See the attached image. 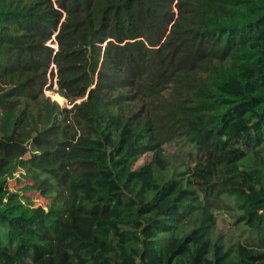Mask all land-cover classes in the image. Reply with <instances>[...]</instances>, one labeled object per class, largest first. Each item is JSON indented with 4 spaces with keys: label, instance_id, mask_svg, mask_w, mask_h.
<instances>
[{
    "label": "trees",
    "instance_id": "obj_1",
    "mask_svg": "<svg viewBox=\"0 0 264 264\" xmlns=\"http://www.w3.org/2000/svg\"><path fill=\"white\" fill-rule=\"evenodd\" d=\"M0 264H264V0H0Z\"/></svg>",
    "mask_w": 264,
    "mask_h": 264
},
{
    "label": "rangeland",
    "instance_id": "obj_2",
    "mask_svg": "<svg viewBox=\"0 0 264 264\" xmlns=\"http://www.w3.org/2000/svg\"><path fill=\"white\" fill-rule=\"evenodd\" d=\"M55 80V79H54ZM48 96L51 97L52 100H55L57 102V104L59 105V108L61 110H65L67 108H69V104H68V101H67V98L61 93L59 92L58 90H55V91H49L47 90L46 93ZM57 95V97H55ZM11 141H15V139H12ZM212 144H213V136H208L206 134H202V143H201V146H200V154H206L208 155V153L210 152L211 148H212ZM11 149L13 151H19L21 152L22 154H25V156L28 155V150H27V147L26 145H23V144H13L11 146ZM142 161V160H141ZM138 162V163H141ZM192 175V174H191ZM21 178H19V181L21 182ZM198 178L197 177H194V182H197ZM9 183H10V187L12 190H17L21 184L15 180V179H9ZM48 184L46 182H43L39 187L40 188H44L46 187ZM32 194V197H34V203L37 204V205H43L45 206V204L48 203L49 199L45 198V197H38L36 193V191H32L31 192ZM218 216L220 217H227L225 214H217Z\"/></svg>",
    "mask_w": 264,
    "mask_h": 264
},
{
    "label": "built area",
    "instance_id": "obj_3",
    "mask_svg": "<svg viewBox=\"0 0 264 264\" xmlns=\"http://www.w3.org/2000/svg\"><path fill=\"white\" fill-rule=\"evenodd\" d=\"M52 66H55L54 64H52ZM50 71V70H49ZM54 87L56 88V83H54ZM46 92V91H45Z\"/></svg>",
    "mask_w": 264,
    "mask_h": 264
}]
</instances>
